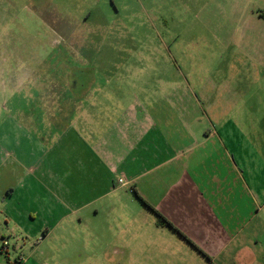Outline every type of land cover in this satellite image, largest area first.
Here are the masks:
<instances>
[{"label":"rangeland","instance_id":"374dc122","mask_svg":"<svg viewBox=\"0 0 264 264\" xmlns=\"http://www.w3.org/2000/svg\"><path fill=\"white\" fill-rule=\"evenodd\" d=\"M74 76L83 88L144 87L154 100L164 90L188 112L196 108V118L224 121L236 138L242 126L261 122L258 138L244 135L248 153L254 148L248 161L261 158L259 169L252 165L240 179L232 172L230 180L264 184V0H0V80L9 86L0 92V106L28 100L30 92L16 89L21 81L25 89L51 90ZM6 117L0 109V122ZM260 196L223 212L232 240L214 263L264 261ZM151 217L140 216L130 227L112 221L109 228L103 215L65 222L50 245L38 248L42 233L29 236L0 216V245L8 241L11 264H209Z\"/></svg>","mask_w":264,"mask_h":264},{"label":"crops","instance_id":"0c3cea01","mask_svg":"<svg viewBox=\"0 0 264 264\" xmlns=\"http://www.w3.org/2000/svg\"><path fill=\"white\" fill-rule=\"evenodd\" d=\"M19 85L21 94L31 93L28 100L0 106L7 114L0 122V216L6 223L15 222L29 236L42 233L40 248L59 236L65 222L103 215L109 228L112 221L130 227L143 215L160 221L156 210L179 230L160 221L171 229L172 239L181 246L185 240L209 264H220L215 257L232 240L221 215L233 205L240 210L238 200L264 196V184L230 180L232 172L240 179L252 165L259 169L261 158L248 161L254 148L248 153L244 135L258 138L261 122L242 126L236 138L224 121L196 118V108L188 112L164 90L154 100L144 87L130 91L103 83L83 88L75 76L69 85L51 90ZM8 91L0 80V92ZM14 203H21L20 209ZM4 260L0 257V264H11L9 254Z\"/></svg>","mask_w":264,"mask_h":264},{"label":"built area","instance_id":"2783aa9c","mask_svg":"<svg viewBox=\"0 0 264 264\" xmlns=\"http://www.w3.org/2000/svg\"><path fill=\"white\" fill-rule=\"evenodd\" d=\"M119 183L122 185H126L123 179H119ZM8 246H9V244H8V241H6V240L0 245V257L1 256L6 257L9 254Z\"/></svg>","mask_w":264,"mask_h":264},{"label":"trees","instance_id":"16d2710c","mask_svg":"<svg viewBox=\"0 0 264 264\" xmlns=\"http://www.w3.org/2000/svg\"><path fill=\"white\" fill-rule=\"evenodd\" d=\"M155 211V213L159 216V218H160V221L162 222V223H164V224H167L169 227H171V228H173L174 230H176V231H178L179 232V230L178 229H176L175 227H174V225L171 223V222H169L168 220H166L159 212H157L156 210H154ZM180 233V232H179Z\"/></svg>","mask_w":264,"mask_h":264}]
</instances>
